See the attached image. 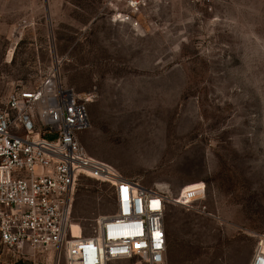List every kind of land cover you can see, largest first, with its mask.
<instances>
[{"label":"rangeland","instance_id":"1","mask_svg":"<svg viewBox=\"0 0 264 264\" xmlns=\"http://www.w3.org/2000/svg\"><path fill=\"white\" fill-rule=\"evenodd\" d=\"M116 12L106 0H0V91L55 66L92 94L79 133L90 155L189 201L204 186L189 207L168 206V264H248L264 239V0H150L136 25ZM114 209L108 185L81 177L72 237ZM0 264L64 261L1 249Z\"/></svg>","mask_w":264,"mask_h":264},{"label":"built area","instance_id":"2","mask_svg":"<svg viewBox=\"0 0 264 264\" xmlns=\"http://www.w3.org/2000/svg\"><path fill=\"white\" fill-rule=\"evenodd\" d=\"M150 0H106L113 21L133 16ZM90 92L65 83L55 66L32 87L0 91V252L43 255L64 264H168L165 217L169 205H192L165 185H144L90 155L79 133L90 127ZM51 136V137H50ZM81 177L105 183L115 209L88 234L72 237L73 196ZM49 253V254H48ZM248 264H264V239Z\"/></svg>","mask_w":264,"mask_h":264},{"label":"bare ground","instance_id":"3","mask_svg":"<svg viewBox=\"0 0 264 264\" xmlns=\"http://www.w3.org/2000/svg\"><path fill=\"white\" fill-rule=\"evenodd\" d=\"M10 55V54H9ZM71 221V220H70ZM70 226V225H69Z\"/></svg>","mask_w":264,"mask_h":264}]
</instances>
